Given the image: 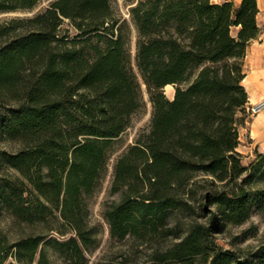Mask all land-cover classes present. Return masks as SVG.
<instances>
[{
  "label": "trees",
  "instance_id": "16d2710c",
  "mask_svg": "<svg viewBox=\"0 0 264 264\" xmlns=\"http://www.w3.org/2000/svg\"><path fill=\"white\" fill-rule=\"evenodd\" d=\"M39 1L0 0V14ZM129 1L153 114L115 164L110 193L119 198L104 211L111 238L158 244L147 264H264V242L238 252L215 237L264 212V151L244 165L238 150L251 108L244 58L261 32L258 0ZM65 19L76 35L62 33ZM130 38L112 0H53L34 16L0 22V143L19 144L0 149V215L37 228L14 242L0 233V264H54L52 253L88 263L100 232L91 199L144 106ZM200 201L209 223L196 220Z\"/></svg>",
  "mask_w": 264,
  "mask_h": 264
},
{
  "label": "rangeland",
  "instance_id": "374dc122",
  "mask_svg": "<svg viewBox=\"0 0 264 264\" xmlns=\"http://www.w3.org/2000/svg\"><path fill=\"white\" fill-rule=\"evenodd\" d=\"M52 1L53 0H40L39 3L30 11L1 13L0 22L8 20L12 17L34 16L44 11ZM137 1L139 0H136V2ZM135 4L136 3H132V1L129 0H112L115 17L121 21L126 20L131 28V61L133 68L142 83L144 106L140 112L132 117L130 126L123 133L122 137L117 140L115 150L109 157L107 174L102 181L101 188L91 199L90 221L92 225L100 226V232L97 236V244L95 248L88 253L87 264H97L99 261L109 260L120 255L128 257V259H130V264H147L153 250L152 248L159 246L158 244H153V246L148 244L139 245L132 239H126L121 242L112 239L109 225L104 216L106 202L119 198L118 194L111 195L110 193L115 164L121 154L124 153L130 145L136 142L139 135L143 131L149 129L153 114V104L150 100V93L137 66L138 30L131 16V9ZM62 33H70L72 36L76 35L77 30L69 19H65L62 25ZM166 90L167 89H165V92ZM167 96L171 99L174 97V95L172 96L168 94ZM253 101L254 102L251 104V107L258 105L260 102L257 98H253ZM263 110L264 109H262L261 112ZM259 113L252 114L251 111H249L247 121L241 127L243 138L242 148L246 152V154H243L244 165H248L251 161H253V159L251 160V158H249V153L251 152H248L250 151L248 148V146H250L249 142H251L250 126L254 118ZM18 147L19 144L17 143H0V149L15 150ZM256 150L258 149H255V152ZM200 203L201 201L196 205V220L202 223H209L211 214H209L208 209H210V207L207 206L205 210L204 207L201 209L202 206H200ZM184 225H186V223ZM35 229L37 228L18 221L8 212H4L0 215V233L7 235L11 242L17 241L18 239L32 233ZM52 236L60 237L58 234H53ZM215 237L216 241L224 249H232L238 252H250L257 250L264 242V212L253 214L248 221L242 224H229L224 231L216 233ZM52 258L54 264H67L65 260L57 254L52 253Z\"/></svg>",
  "mask_w": 264,
  "mask_h": 264
},
{
  "label": "crops",
  "instance_id": "0c3cea01",
  "mask_svg": "<svg viewBox=\"0 0 264 264\" xmlns=\"http://www.w3.org/2000/svg\"><path fill=\"white\" fill-rule=\"evenodd\" d=\"M217 3L226 1H233L237 5L241 4L243 0H213ZM259 13L257 16L258 24L261 28V32L258 38L254 39L248 47L247 54L244 58V73L245 79L243 81L249 93V105L254 101L253 98H257L261 101L264 98V0H258ZM250 146L249 158L255 159V149L264 151V110L259 113L251 123L250 126ZM242 133L241 144L238 150L242 154L246 152L242 148Z\"/></svg>",
  "mask_w": 264,
  "mask_h": 264
},
{
  "label": "built area",
  "instance_id": "2783aa9c",
  "mask_svg": "<svg viewBox=\"0 0 264 264\" xmlns=\"http://www.w3.org/2000/svg\"><path fill=\"white\" fill-rule=\"evenodd\" d=\"M264 109V98L258 103V105H254L250 108V111L252 114H257L261 112V110Z\"/></svg>",
  "mask_w": 264,
  "mask_h": 264
},
{
  "label": "bare ground",
  "instance_id": "6f19581e",
  "mask_svg": "<svg viewBox=\"0 0 264 264\" xmlns=\"http://www.w3.org/2000/svg\"><path fill=\"white\" fill-rule=\"evenodd\" d=\"M166 93L168 94V95H174V92H175V89H174V86L172 85V84H168L167 86H166Z\"/></svg>",
  "mask_w": 264,
  "mask_h": 264
},
{
  "label": "water",
  "instance_id": "95a60500",
  "mask_svg": "<svg viewBox=\"0 0 264 264\" xmlns=\"http://www.w3.org/2000/svg\"><path fill=\"white\" fill-rule=\"evenodd\" d=\"M173 86H174V85H173ZM164 89H166V87H165ZM175 93H176V88H175ZM174 97H175V94H174ZM174 97H173V98H174ZM173 98H172V99H173Z\"/></svg>",
  "mask_w": 264,
  "mask_h": 264
}]
</instances>
